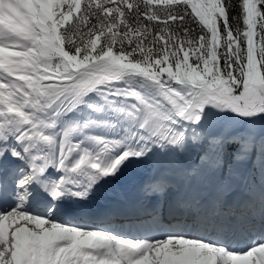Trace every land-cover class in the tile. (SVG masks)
Returning a JSON list of instances; mask_svg holds the SVG:
<instances>
[{"label": "snow or ice", "instance_id": "1", "mask_svg": "<svg viewBox=\"0 0 264 264\" xmlns=\"http://www.w3.org/2000/svg\"><path fill=\"white\" fill-rule=\"evenodd\" d=\"M0 264H264V0H0Z\"/></svg>", "mask_w": 264, "mask_h": 264}, {"label": "rangeland", "instance_id": "2", "mask_svg": "<svg viewBox=\"0 0 264 264\" xmlns=\"http://www.w3.org/2000/svg\"><path fill=\"white\" fill-rule=\"evenodd\" d=\"M133 171V172H132ZM130 170L128 173H126L124 176H127L128 179H131L132 177H137V176H140L142 174H144L143 170ZM133 175H136V176H133ZM123 176V177H124ZM184 186V185H181V187ZM110 187V186H109ZM187 188V189H186ZM109 188L106 189V191L108 190ZM185 189L187 191V195H190V196H195V195H205V193H207L209 191H211V188L210 186L208 185H204V184H196L195 181H193V184L191 186H188V185H185ZM208 193V194H209Z\"/></svg>", "mask_w": 264, "mask_h": 264}, {"label": "bare ground", "instance_id": "3", "mask_svg": "<svg viewBox=\"0 0 264 264\" xmlns=\"http://www.w3.org/2000/svg\"><path fill=\"white\" fill-rule=\"evenodd\" d=\"M132 171V170H131ZM137 171V170H136ZM133 172V171H132ZM133 176H136V175H133ZM127 177V176H126ZM123 178V177H122ZM144 179V174L140 175V176H137V177H132L129 181L127 182L126 184L127 185H133L135 184V186L138 184L140 185L142 180ZM119 182V181H118ZM118 182L116 184H118ZM109 189L106 191L105 195L103 197H101L98 201L102 200L104 202H111L114 200V197H118L120 198L121 197V194L118 193V190L120 189L119 188V185H111L110 187H108ZM187 189V188H186ZM97 201V202H98ZM96 204V202L94 203V205Z\"/></svg>", "mask_w": 264, "mask_h": 264}, {"label": "trees", "instance_id": "4", "mask_svg": "<svg viewBox=\"0 0 264 264\" xmlns=\"http://www.w3.org/2000/svg\"><path fill=\"white\" fill-rule=\"evenodd\" d=\"M234 2H235V0H234Z\"/></svg>", "mask_w": 264, "mask_h": 264}]
</instances>
